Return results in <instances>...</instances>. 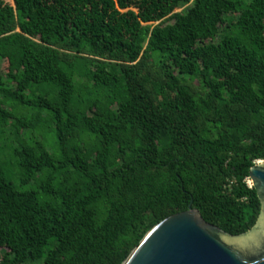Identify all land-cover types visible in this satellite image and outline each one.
<instances>
[{"label":"trees","instance_id":"obj_1","mask_svg":"<svg viewBox=\"0 0 264 264\" xmlns=\"http://www.w3.org/2000/svg\"><path fill=\"white\" fill-rule=\"evenodd\" d=\"M264 0H0V264H123L193 202L261 203Z\"/></svg>","mask_w":264,"mask_h":264},{"label":"water","instance_id":"obj_2","mask_svg":"<svg viewBox=\"0 0 264 264\" xmlns=\"http://www.w3.org/2000/svg\"><path fill=\"white\" fill-rule=\"evenodd\" d=\"M261 211L254 227L231 235L207 223L193 202L151 229L123 264H264V161L250 170Z\"/></svg>","mask_w":264,"mask_h":264},{"label":"rangeland","instance_id":"obj_3","mask_svg":"<svg viewBox=\"0 0 264 264\" xmlns=\"http://www.w3.org/2000/svg\"><path fill=\"white\" fill-rule=\"evenodd\" d=\"M249 185H251V181H249Z\"/></svg>","mask_w":264,"mask_h":264}]
</instances>
